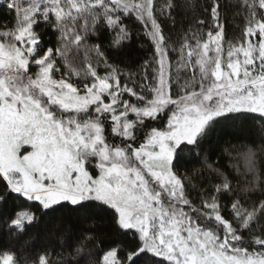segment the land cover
<instances>
[{
  "label": "snow or ice",
  "instance_id": "6c2138e0",
  "mask_svg": "<svg viewBox=\"0 0 264 264\" xmlns=\"http://www.w3.org/2000/svg\"><path fill=\"white\" fill-rule=\"evenodd\" d=\"M0 264H264V0H0Z\"/></svg>",
  "mask_w": 264,
  "mask_h": 264
},
{
  "label": "trees",
  "instance_id": "16d2710c",
  "mask_svg": "<svg viewBox=\"0 0 264 264\" xmlns=\"http://www.w3.org/2000/svg\"><path fill=\"white\" fill-rule=\"evenodd\" d=\"M31 236H32L33 240L35 241V240H37V239H38V237H39V234H38V232H37V231L33 230V231H32V233H31Z\"/></svg>",
  "mask_w": 264,
  "mask_h": 264
}]
</instances>
